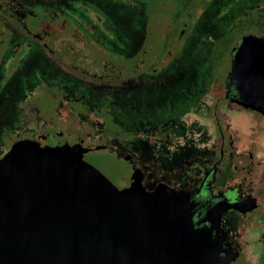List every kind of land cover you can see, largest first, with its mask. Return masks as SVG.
Returning a JSON list of instances; mask_svg holds the SVG:
<instances>
[{"label": "flooded vegetation", "instance_id": "obj_1", "mask_svg": "<svg viewBox=\"0 0 264 264\" xmlns=\"http://www.w3.org/2000/svg\"><path fill=\"white\" fill-rule=\"evenodd\" d=\"M158 2L167 9L155 10ZM222 18L229 24L220 30ZM249 36L264 41V0H0V159L20 140L65 130L120 188L140 179L148 192L213 214L217 224L201 228L220 246L221 264H257L264 111L237 102L231 80ZM260 48L247 44L244 71L263 69ZM235 108L247 112L243 130Z\"/></svg>", "mask_w": 264, "mask_h": 264}, {"label": "water", "instance_id": "obj_2", "mask_svg": "<svg viewBox=\"0 0 264 264\" xmlns=\"http://www.w3.org/2000/svg\"><path fill=\"white\" fill-rule=\"evenodd\" d=\"M251 41L264 57L263 40L244 38L231 80L237 102L264 111V67L240 66ZM85 152L80 137L46 129L0 159V264H221L201 228L217 224L213 214L148 192L140 179L120 188Z\"/></svg>", "mask_w": 264, "mask_h": 264}, {"label": "rangeland", "instance_id": "obj_3", "mask_svg": "<svg viewBox=\"0 0 264 264\" xmlns=\"http://www.w3.org/2000/svg\"><path fill=\"white\" fill-rule=\"evenodd\" d=\"M94 1V0H93ZM96 1H99V0H96ZM158 4V5H157ZM157 5V7H156ZM155 10H159L162 8V11L167 9V5L166 3L164 2H158L154 5L153 7ZM229 15H232V18H234V15H235V12H231L228 14ZM231 16H229L230 18ZM229 18H222V19H218L216 20V26L220 29V30H223L228 24H229ZM142 28L141 27H138L137 30H136V36L140 35L142 33ZM134 43V42H132ZM199 48L201 49V44L198 45ZM195 48L197 49V46H195ZM199 49V50H200ZM195 50V49H194ZM33 59V58H32ZM33 60H30V61H27L26 63V67H27V70H28V73L26 74L28 77H27V81L28 83L32 86L36 81L34 79V77L31 75V70L33 69V65L34 63L32 62ZM42 61V60H41ZM46 63L44 61H42V66H44V68L46 70H48L47 66H45ZM25 67V68H26ZM220 76H222L223 74L222 73H219ZM20 79H18V77H16L12 82L14 84V86H20ZM188 81H191L190 79H187ZM194 84V86L197 84V83H194L193 81L191 82V84ZM13 88V86H12ZM104 102V101H103ZM185 102V106L181 107L180 111L179 112H182V109H187L188 106L187 104H191L193 103V99H189V100H186L184 101ZM114 116L116 118L117 121L121 122V124H125V125H128L129 124V116L128 114L126 113H120V112H115L114 113ZM247 118V112L243 109H239V108H235V110H233V124H234V128L237 129L239 128L240 130H243L244 127L242 124H245L247 122L246 120ZM116 121V123H118ZM115 122V120H114ZM247 127V126H245ZM252 128L251 126L248 127V129ZM123 171H126V166L124 164L120 165V167ZM107 173H109L107 170H105ZM259 235L262 236V238L264 239V230H262ZM257 264H264V248H258L257 250Z\"/></svg>", "mask_w": 264, "mask_h": 264}]
</instances>
